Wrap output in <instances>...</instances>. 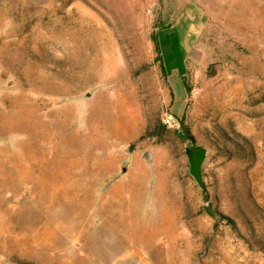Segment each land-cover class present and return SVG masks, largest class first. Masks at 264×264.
Instances as JSON below:
<instances>
[{
    "label": "rangeland",
    "instance_id": "obj_1",
    "mask_svg": "<svg viewBox=\"0 0 264 264\" xmlns=\"http://www.w3.org/2000/svg\"><path fill=\"white\" fill-rule=\"evenodd\" d=\"M0 264H264V0H0Z\"/></svg>",
    "mask_w": 264,
    "mask_h": 264
},
{
    "label": "water",
    "instance_id": "obj_2",
    "mask_svg": "<svg viewBox=\"0 0 264 264\" xmlns=\"http://www.w3.org/2000/svg\"><path fill=\"white\" fill-rule=\"evenodd\" d=\"M216 74L214 67H211L208 72V77L211 78ZM207 149L204 147L192 148L184 147V155L188 163V174L194 180L196 185L204 192V183L202 180V164L205 160Z\"/></svg>",
    "mask_w": 264,
    "mask_h": 264
},
{
    "label": "trees",
    "instance_id": "obj_3",
    "mask_svg": "<svg viewBox=\"0 0 264 264\" xmlns=\"http://www.w3.org/2000/svg\"><path fill=\"white\" fill-rule=\"evenodd\" d=\"M151 39H152V42L154 44L155 60L158 62L160 70L163 73H165L164 67H163V63H162L159 43H158V34H157V32L152 34ZM161 128H164L163 125L158 124V126L155 127V130L159 132L161 130ZM174 133L182 141L189 140L190 142H193V138L190 135L189 129H188V127L186 125H184L182 120H180L179 129L174 131ZM205 212H206L207 215H209L211 217L215 216V213L210 209V207H205Z\"/></svg>",
    "mask_w": 264,
    "mask_h": 264
},
{
    "label": "crops",
    "instance_id": "obj_4",
    "mask_svg": "<svg viewBox=\"0 0 264 264\" xmlns=\"http://www.w3.org/2000/svg\"><path fill=\"white\" fill-rule=\"evenodd\" d=\"M194 11V13L193 14H195V15H197L198 14V20H199V23H201L200 24V27L202 26V17H201V15H200V13L199 12H197V11H195V10H191V11H188V12H186V13H184L178 20H177V22H182L184 19H185V17L190 13H192ZM176 22V23H177ZM175 23V24H176ZM175 24H173V25H175ZM172 25V26H173ZM174 84H175V87L179 90V93H180V86H179V84L175 81L174 82Z\"/></svg>",
    "mask_w": 264,
    "mask_h": 264
},
{
    "label": "built area",
    "instance_id": "obj_5",
    "mask_svg": "<svg viewBox=\"0 0 264 264\" xmlns=\"http://www.w3.org/2000/svg\"><path fill=\"white\" fill-rule=\"evenodd\" d=\"M162 122L166 125H172L173 124V118L169 113H164L162 116Z\"/></svg>",
    "mask_w": 264,
    "mask_h": 264
}]
</instances>
